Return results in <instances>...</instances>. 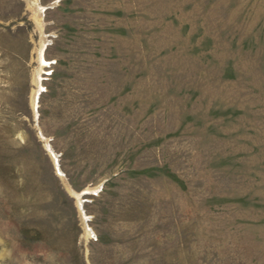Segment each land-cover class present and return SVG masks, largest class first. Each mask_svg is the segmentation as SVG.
Returning a JSON list of instances; mask_svg holds the SVG:
<instances>
[{
  "label": "rangeland",
  "instance_id": "rangeland-1",
  "mask_svg": "<svg viewBox=\"0 0 264 264\" xmlns=\"http://www.w3.org/2000/svg\"><path fill=\"white\" fill-rule=\"evenodd\" d=\"M37 2L0 0V264H264V0Z\"/></svg>",
  "mask_w": 264,
  "mask_h": 264
},
{
  "label": "bare ground",
  "instance_id": "bare-ground-1",
  "mask_svg": "<svg viewBox=\"0 0 264 264\" xmlns=\"http://www.w3.org/2000/svg\"><path fill=\"white\" fill-rule=\"evenodd\" d=\"M27 2L33 7L35 8L37 11H39L38 13L40 14L42 12L43 7H41L40 5H38L37 0H27ZM37 13V14H38ZM40 20V19H39ZM41 21V20H40Z\"/></svg>",
  "mask_w": 264,
  "mask_h": 264
},
{
  "label": "water",
  "instance_id": "water-1",
  "mask_svg": "<svg viewBox=\"0 0 264 264\" xmlns=\"http://www.w3.org/2000/svg\"><path fill=\"white\" fill-rule=\"evenodd\" d=\"M53 4H50V5H48V6H46L44 9H47V8H49L50 6H52Z\"/></svg>",
  "mask_w": 264,
  "mask_h": 264
}]
</instances>
